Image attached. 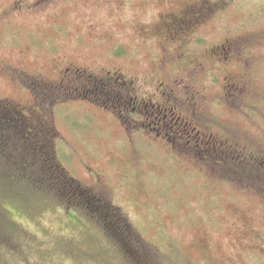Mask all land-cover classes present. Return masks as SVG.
Listing matches in <instances>:
<instances>
[{"label":"rangeland","instance_id":"rangeland-1","mask_svg":"<svg viewBox=\"0 0 264 264\" xmlns=\"http://www.w3.org/2000/svg\"><path fill=\"white\" fill-rule=\"evenodd\" d=\"M34 1L0 0V98L33 99L7 65L42 66L57 89L45 108L54 157L126 214V247L153 264H264V0H205L206 16L166 28L161 13L201 0ZM176 50L186 57L169 60ZM75 60L124 67L141 87L81 96L92 81L58 71ZM3 201L0 264H130L48 195Z\"/></svg>","mask_w":264,"mask_h":264},{"label":"trees","instance_id":"trees-1","mask_svg":"<svg viewBox=\"0 0 264 264\" xmlns=\"http://www.w3.org/2000/svg\"><path fill=\"white\" fill-rule=\"evenodd\" d=\"M87 81L88 78H81L83 85L88 84ZM26 84L33 98L26 105L0 98V200L11 199L10 203L17 205L16 199L29 194L48 195L54 203L67 208L68 216H71L70 211L77 210L100 225L130 264H153L149 250L150 255H142V252L128 248L132 244L129 246L127 242L134 240V233L121 208L82 184L55 159L50 143L56 131L45 108L49 107V97L57 89L44 84ZM82 89H90V84ZM104 93L106 100L109 96ZM38 107L42 109L38 110ZM3 205L4 201L0 202V210L9 209ZM7 235L0 232V239L9 241L11 236Z\"/></svg>","mask_w":264,"mask_h":264},{"label":"flooded vegetation","instance_id":"flooded-vegetation-1","mask_svg":"<svg viewBox=\"0 0 264 264\" xmlns=\"http://www.w3.org/2000/svg\"><path fill=\"white\" fill-rule=\"evenodd\" d=\"M46 0H35L33 3H30V6H37L42 2H45ZM126 1V0H125ZM205 0H201L198 2H194L192 4H188L185 5L183 8L178 9L175 11V13L177 14V16L174 15V13H161V22L160 25H162V27H165L167 25L173 27L177 24H191L192 21L193 23L196 22L197 20L194 19L195 15H202V16H206L210 11H212V6H204L203 2ZM14 7H18L16 3H14L12 5V8ZM11 9V7H10ZM198 13V14H197ZM198 15V16H200ZM192 19V20H191ZM191 20V21H190ZM183 22V23H182ZM97 25H99V22L97 23ZM162 29V28H161ZM98 29H96L97 31ZM150 30V29H149ZM155 32V31H154ZM163 32V31H162ZM188 37H184L183 38V45H186V42ZM119 43H121L119 41ZM226 43V42H224ZM121 45V44H120ZM180 47V46H179ZM218 46H215V48ZM224 44L220 45V49H223L224 53H227V48L225 47L224 49ZM219 48V47H218ZM117 49V46L114 48V50ZM125 51V47L122 46L121 51ZM114 55L115 52H114ZM171 55V54H170ZM169 57L170 59H174V60H179L183 57H186V54L183 52H180V50H176L174 55H171ZM174 56V57H173ZM225 58V56H224ZM76 60L75 61H68L67 63L63 64L60 68H58V71L62 73V75L65 74H69V72H72V74H74L75 77L77 78H88V80L90 78H92V82L90 83V89H83L85 90L84 93L87 95L86 91H91L94 94L95 93H100L101 96L106 95L104 92H106L108 94V96H119L118 93H124L123 95V100H125L126 98V92H128V90H126V86H131V87H141V78L138 76H132V75H126V72L124 71V67H112V70H108L106 68L103 67V65H100V62H96L97 67L99 65V67L97 69H89L90 67L86 66H79L76 65ZM201 62H197V65H201ZM39 69L36 70H32V71H28L26 68H24L23 66L20 67H15L14 65H7V68L5 70L6 73L10 74L13 78H15L19 83H22L24 85H27L26 83H36V84H45L44 82L47 81L46 77L43 75V71L42 70V66L39 67ZM108 75H110V78L108 79ZM141 76V75H139ZM168 77L167 74H165L161 79H159L158 83H157V89L158 86L162 87V85L165 84L164 89H167V85L166 84L167 80L166 78ZM228 78L230 79H236L238 80L240 77L236 76V75H228ZM59 80V79H58ZM26 81V82H25ZM24 82V83H23ZM58 82V81H57ZM56 82V83H57ZM234 83V82H232ZM231 83V84H232ZM236 83V82H235ZM49 84L51 86L52 82H49ZM118 92V93H117ZM200 95V98L203 100L205 98V95Z\"/></svg>","mask_w":264,"mask_h":264}]
</instances>
